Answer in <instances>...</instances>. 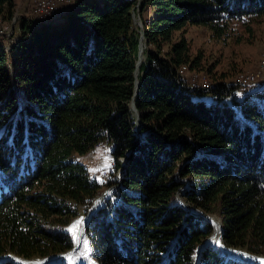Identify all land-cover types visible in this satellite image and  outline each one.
<instances>
[{"label":"trees","instance_id":"16d2710c","mask_svg":"<svg viewBox=\"0 0 264 264\" xmlns=\"http://www.w3.org/2000/svg\"><path fill=\"white\" fill-rule=\"evenodd\" d=\"M136 6L151 14L141 31ZM15 9L0 0L4 21ZM261 18L264 0H76L57 19L23 20L20 42H0V264L72 249L71 221L103 187L83 236L94 264H264L229 250L264 258V91L179 74L210 72L187 28L222 39ZM99 143L119 182L77 161ZM183 204L220 218L219 243L201 249L214 229ZM80 250L53 264H82Z\"/></svg>","mask_w":264,"mask_h":264},{"label":"rangeland","instance_id":"374dc122","mask_svg":"<svg viewBox=\"0 0 264 264\" xmlns=\"http://www.w3.org/2000/svg\"><path fill=\"white\" fill-rule=\"evenodd\" d=\"M29 1L30 0H28V3L24 4V0H21L20 2L21 5L18 7L19 11H17V14H15L16 13L15 11L14 13L15 16L12 22L4 21L0 17V24L4 28H6V30H8V28H13V32L7 33V41H11V42H4L6 51L9 49L10 44L18 43L22 40L20 33L22 22L27 18V16L31 14V5ZM75 2L71 3L68 7L73 6ZM65 10L67 9L63 8L62 12H64ZM150 16L151 14L149 11H144L143 13H141L139 10V6H136V18H135L136 23L134 25L138 29V31H141L144 28L142 20L149 19ZM34 22L40 23L42 21H34ZM138 25L141 26V28H139ZM184 36L190 43L192 57L200 56L201 57L200 64L202 66V69L203 70L205 69L206 71L207 70L210 71L207 73L208 74L207 76L206 73L189 72L185 70L183 72L184 75L183 78L189 84L193 80H198L199 82L207 81L208 83H210L211 81H213V79H218L221 76L226 77L225 81L227 83L236 84L235 81L240 76H244L245 78L246 77L256 78L264 75V66H262L264 62V18L254 21V23L250 26V28L241 29L238 26L236 28V33L233 32L229 35L230 37H224L222 39L212 38L210 32L203 28L189 27L186 29V33ZM145 48L146 47L144 46V50ZM141 52L144 53L143 50ZM210 75L211 77L216 76V78L213 77L212 79L211 78L209 79L208 77H210ZM246 89L244 88V92H246ZM77 161L87 168L90 176L91 174L100 173L104 170H107L109 167L112 168L114 167V164L109 156L108 147L96 148L94 149V151H91L85 155L77 156ZM118 172L115 171L114 173L112 172L109 178L107 179V181L109 179H115L119 182L120 173ZM112 189H113L112 187L109 188L103 187L98 193L97 197L92 202L90 210L91 208H93V203L96 200H98L95 205L97 207L101 199L103 197H105L106 199V197L110 194ZM184 205L185 204H183V206ZM89 211L87 213L80 211L78 217H76L74 220L71 221L68 230L74 235L75 238L80 232L83 222L87 218ZM207 217H209L210 220H213L216 223H218V226L220 225V218L217 215H208ZM212 225L211 226L213 227L216 234H214L213 232L212 235L214 236L210 239V242L219 243L221 240L219 238V231L215 229L214 223H212ZM80 244H81L80 245L81 250L79 256L76 259V262L82 264H94L93 259L91 257V249L88 241L83 240L82 237ZM39 261L33 260L23 263L44 264V262L39 263ZM67 261L71 262L72 256Z\"/></svg>","mask_w":264,"mask_h":264},{"label":"built area","instance_id":"2783aa9c","mask_svg":"<svg viewBox=\"0 0 264 264\" xmlns=\"http://www.w3.org/2000/svg\"><path fill=\"white\" fill-rule=\"evenodd\" d=\"M31 5V14L27 16L25 19L27 22L33 21H45L49 20L52 17L58 16L62 9H67V7L75 2V0H30ZM13 32V28H8V30L0 31V42H11L7 41V33ZM264 66V62L262 64ZM185 68H182L179 71V74L184 77L183 72ZM236 84L241 86L242 88H247L248 90H255V91H264V75L261 77H244L240 76L236 79ZM192 86H198L204 89H207L212 86L211 82L208 83L207 81L199 82L198 80H193L190 82ZM106 147L105 143H99L97 148ZM119 162H123V159H120ZM114 168V167H113ZM113 168L109 167L107 170H104L100 173L91 174V180L96 182H106L109 178L110 174L113 172ZM119 171V172H118ZM116 172L120 173V170Z\"/></svg>","mask_w":264,"mask_h":264},{"label":"water","instance_id":"95a60500","mask_svg":"<svg viewBox=\"0 0 264 264\" xmlns=\"http://www.w3.org/2000/svg\"><path fill=\"white\" fill-rule=\"evenodd\" d=\"M132 17H133V22L134 24L136 23V13L133 12L132 14ZM137 25V24H136ZM139 26V25H138ZM139 28H141V26H139ZM144 36H143V32H141V35H140V39H139V47H138V56H137V63H136V70L134 72V77H135V92H134V95L136 94V91H137V88H138V80H137V74H138V69L139 67L141 66V63H142V60L143 58L140 59V54L143 53L141 52L142 50L144 51ZM130 107L132 109V111L134 112V115L136 117V122H139V115L137 113V110L135 108V104H134V101L132 100L131 104H130ZM105 200V197H103L99 203V205L96 207V203L98 200H96L94 203H93V208H91V210L89 211L88 213V216L87 218L85 219V221L83 222V225H82V228L80 230V232L78 233V235L76 236L75 240H74V246L72 247V249H70L69 251L65 252V253H61V254H58V255H51L47 258H44L42 260L39 261V263H42L44 262V264H53L55 263L56 261L58 260H68L79 248H80V243H81V239L85 233V229H86V225L88 223V221L90 220V218L102 207L103 205V202ZM184 208L186 209V211L190 212L191 214L195 215V216H198V217H202L204 218L206 221H208L211 225V220L209 217L201 214V213H194L192 212L186 205H184ZM213 226V225H212ZM221 225L219 226V238L221 239ZM214 234H216V232L214 231ZM214 235H212L209 239H207L202 247L204 248V246L206 244H208L210 242V239L213 237ZM230 252L232 254H234L235 256L239 257V258H243L246 262H254V261H261V262H264V258L263 257H256V256H252L246 252H239L237 250H234V249H229ZM25 262V261H24Z\"/></svg>","mask_w":264,"mask_h":264},{"label":"bare ground","instance_id":"6f19581e","mask_svg":"<svg viewBox=\"0 0 264 264\" xmlns=\"http://www.w3.org/2000/svg\"><path fill=\"white\" fill-rule=\"evenodd\" d=\"M75 1H76V0H75ZM68 8H70V7H68ZM68 8H67V9H68ZM62 13H63V12H62ZM60 14H61V13H60ZM60 14H59V15H60ZM59 15L53 17L52 19H57V18L59 17ZM52 19H50V20H52ZM50 20H49V21H50ZM46 21H48V20H46ZM33 23H34L35 26H38L41 22H40V23L33 22ZM5 30H6V28H4V27L0 24V31H5ZM5 51H6V49H5ZM142 55H143V53L140 54V59L142 58ZM244 88H245V87H244ZM211 221H212V223L215 224V229L219 230V226H220V225L218 226V223H216V222L213 221V220H211ZM217 227H218V228H217ZM80 241H81V240H80Z\"/></svg>","mask_w":264,"mask_h":264},{"label":"crops","instance_id":"0c3cea01","mask_svg":"<svg viewBox=\"0 0 264 264\" xmlns=\"http://www.w3.org/2000/svg\"><path fill=\"white\" fill-rule=\"evenodd\" d=\"M21 0H16V13L15 14H17V11H19V9H18V7L21 5ZM25 3H28V0H24V4ZM15 34V33H14ZM13 37H14V35H13Z\"/></svg>","mask_w":264,"mask_h":264}]
</instances>
